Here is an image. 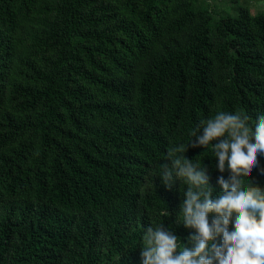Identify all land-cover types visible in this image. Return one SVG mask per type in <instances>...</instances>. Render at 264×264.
<instances>
[{
    "label": "trees",
    "instance_id": "trees-1",
    "mask_svg": "<svg viewBox=\"0 0 264 264\" xmlns=\"http://www.w3.org/2000/svg\"><path fill=\"white\" fill-rule=\"evenodd\" d=\"M219 112L264 115V13L0 0V264H141L148 226L192 247L161 165ZM185 156L222 192L211 147ZM244 180L264 188V154Z\"/></svg>",
    "mask_w": 264,
    "mask_h": 264
},
{
    "label": "clouds",
    "instance_id": "clouds-1",
    "mask_svg": "<svg viewBox=\"0 0 264 264\" xmlns=\"http://www.w3.org/2000/svg\"><path fill=\"white\" fill-rule=\"evenodd\" d=\"M248 120L239 112H219L201 121L199 131L202 128L203 134L193 131L195 140L187 148L178 145L168 149L171 165H161L160 176L169 188L176 180L188 185L179 222L195 230L189 238L192 247L184 245L181 249L178 237L163 225L155 229L148 226L141 264H264V188L244 180L251 177L258 155L264 154V115L258 116L254 128ZM189 145L211 147L218 171L230 172L227 180L218 178L222 192L215 198L207 168H200L185 156Z\"/></svg>",
    "mask_w": 264,
    "mask_h": 264
},
{
    "label": "rangeland",
    "instance_id": "rangeland-1",
    "mask_svg": "<svg viewBox=\"0 0 264 264\" xmlns=\"http://www.w3.org/2000/svg\"><path fill=\"white\" fill-rule=\"evenodd\" d=\"M212 10L215 18L235 15L241 7H246L252 14L264 13V0H198Z\"/></svg>",
    "mask_w": 264,
    "mask_h": 264
}]
</instances>
